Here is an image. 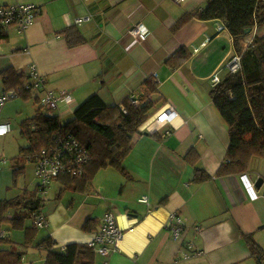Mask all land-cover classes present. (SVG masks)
Returning a JSON list of instances; mask_svg holds the SVG:
<instances>
[{
  "label": "crops",
  "instance_id": "1",
  "mask_svg": "<svg viewBox=\"0 0 264 264\" xmlns=\"http://www.w3.org/2000/svg\"><path fill=\"white\" fill-rule=\"evenodd\" d=\"M207 2L0 0V7L32 3L38 9L28 28L22 30L12 24L1 37L0 90L18 87L13 86L17 84L15 76L4 79L5 70L24 74L25 83L35 82L31 75L36 71L43 84L23 90L18 96L38 90L36 99L40 103L47 91L68 95L69 101L60 102L54 113H46L67 122L94 93L107 105H119L127 112L123 103L132 95H136L139 105L144 102L147 79L154 78L158 86V91L148 96L156 100L152 115L141 127L143 134L134 135L131 150L122 160L123 168L89 166L85 178L69 184L66 176L52 180L46 196L55 182L63 183L59 189L75 194L68 205L58 194L50 202L42 198L49 240L43 242L46 237L41 238L37 246L45 248L47 242L53 250L64 252L70 243L86 244L99 229L105 212L113 210L119 224L134 226V231L127 232L120 247L106 256L93 250V264H254L257 258L251 255L244 233L255 237L264 227V188L255 186L263 176L252 167L253 158L244 172H218L228 162L230 132L210 95L215 87L212 76L228 77L226 61L244 49L239 51L227 27L218 31L222 22L218 19L191 17L180 28H173L182 16L195 14ZM85 15L90 19L75 23L77 17ZM138 24L148 30L144 39L131 33ZM254 35L255 31L241 39V47L242 40L250 41ZM167 105L175 106L178 115L156 128L154 115ZM5 122L10 125L9 134L11 122ZM21 126L28 144L21 146L15 157L23 165L17 170L24 172L27 159L21 148L32 141ZM191 149L197 153L195 163L185 157ZM195 166L204 168L210 178L194 181ZM245 174L259 197L250 194ZM38 183L37 178L35 185L24 187L11 200L17 203L26 195V202L18 204L32 208L31 203L40 199ZM31 195L32 202L27 201ZM142 196L149 198L148 203L139 201ZM13 211L6 213L9 223L0 224V232H5L9 242L0 244L3 249L17 247L11 229H7L12 227L10 219L21 214ZM173 212L184 221L178 238L167 225ZM30 218L31 226L17 223L27 241L35 240L34 229H41Z\"/></svg>",
  "mask_w": 264,
  "mask_h": 264
},
{
  "label": "trees",
  "instance_id": "2",
  "mask_svg": "<svg viewBox=\"0 0 264 264\" xmlns=\"http://www.w3.org/2000/svg\"><path fill=\"white\" fill-rule=\"evenodd\" d=\"M9 6L12 5H4ZM191 17L221 20L234 37L239 51L242 50L240 40L251 36L255 31L252 42L243 52L242 68L234 75L223 78L210 92L212 101L226 120L230 132L228 162L218 172H244L249 168L254 155L264 157V0H208L202 10L193 15L185 14L173 28H180ZM13 76L17 79V84L13 86L24 88L27 79L24 74H18L13 69L3 72L6 81ZM145 85L148 92L143 97L144 102L134 105L131 98L126 99L123 107L127 112L119 105H107L98 93L81 103L75 109L74 117L67 122L38 110L22 123L23 133L32 143L21 148V153L30 160L28 155L46 145L54 133H72L86 147L91 159L83 176H66L67 184L77 178H85L89 166L97 168L111 165L123 168L121 163L131 150L134 135L143 134L141 127L149 120L156 103V100L148 97L150 93L158 91L154 78L147 79ZM185 157L195 163L197 153L191 149ZM209 178L210 174L204 168L195 166L194 181L202 182ZM26 197L24 195L17 203L11 199H0V224L9 220L6 210L14 203L24 204ZM32 198L33 195L27 201L32 202ZM40 204L41 200L37 198L31 203L32 208H25L27 211L21 212L18 217L13 216L10 219L12 227L18 228L17 223H24L32 216L34 209L41 207ZM244 237L251 255L260 264H264V249L255 240L254 234L244 233ZM48 240L49 236L43 242ZM4 242L9 243L5 237H0V244ZM44 245L48 250L46 264H93L94 251L87 244L70 243L64 252L53 250L52 244L47 242ZM21 260L20 251L0 248V264H20Z\"/></svg>",
  "mask_w": 264,
  "mask_h": 264
},
{
  "label": "built area",
  "instance_id": "3",
  "mask_svg": "<svg viewBox=\"0 0 264 264\" xmlns=\"http://www.w3.org/2000/svg\"><path fill=\"white\" fill-rule=\"evenodd\" d=\"M174 1L179 2L180 0ZM37 11L38 9L34 4L12 5L9 7L1 6L0 40L5 29L12 24L17 25V27L22 30L28 28V26L34 21V18L38 13ZM89 19V15L80 16L75 19V23L78 24ZM224 28H226V26L221 22L218 25V31H222ZM131 33L144 39L148 34V30L143 24H138L131 29ZM241 42L242 48L245 50L252 40H242ZM242 57L243 52L234 53L226 61L228 76L234 75L242 68ZM31 76L34 78L35 82L26 83L24 88L18 86L17 88L11 87L0 90V114L2 107L8 100L17 97L24 89H30L33 86L37 87L43 84V78L36 71H33ZM221 80L222 78L217 74L211 78L213 86L220 84ZM131 99L134 105H139V101L136 97L132 95ZM69 100V96L66 94L58 95L55 91H47V93L40 99V103L42 106H46L49 109H56L60 102ZM177 115L178 111L175 106H164L155 113L153 124L156 128L160 127L168 123ZM9 130V123L0 121V135L7 134ZM29 158L35 164V175L39 179L37 195L42 201V198L46 199L47 190L52 180L60 176H83L86 165L89 163L91 156L86 147L72 133L57 132L48 139L46 145L33 150ZM243 178L252 197H259L247 174L243 175ZM261 187L264 188V181ZM139 201L148 203L149 198L147 196H142ZM43 205L44 204L41 203V207L36 208L31 212L34 219V225L38 228L48 226L47 215L42 209ZM167 225L170 227L175 238L182 235L184 221L181 215L177 212L170 214ZM131 231H134V226L122 227L119 224L118 215L114 213L113 210H108L102 217L99 229L94 232L93 237L86 244L96 253L106 256L110 254L111 251L117 250L126 233ZM4 236L5 232H0V237ZM191 247L193 246L190 245L189 248ZM63 249L65 250V247ZM197 253L201 254L202 251L199 250Z\"/></svg>",
  "mask_w": 264,
  "mask_h": 264
},
{
  "label": "rangeland",
  "instance_id": "4",
  "mask_svg": "<svg viewBox=\"0 0 264 264\" xmlns=\"http://www.w3.org/2000/svg\"><path fill=\"white\" fill-rule=\"evenodd\" d=\"M28 4L32 3H26L25 5ZM34 6L37 7L36 5ZM38 92L40 91L33 89L31 90L32 94L28 95L27 97L17 96L15 98H12L8 100V102L4 105L2 109L1 120L4 122H11V131L6 136H0V198L10 200L15 195H17L20 190L22 191L24 187H27L29 184L33 186L37 183L34 162L30 160V162L24 160L25 170L24 172H19L18 167L21 168L20 166L23 165L16 160L15 156H18L20 154L19 150L21 146L28 144L26 138L21 134V125L23 121H25L26 118H29V116L32 117L33 115H35L37 113L36 111L38 110H41L44 114L48 112L54 113L55 111V109H49L46 106H41V104L36 99V96L39 95ZM41 96L42 92L40 97ZM29 156L30 155H28V158ZM3 158L7 159V161H4ZM252 167L255 169L256 172H259L264 177L263 156L258 154L254 155L252 159ZM61 186L64 187L62 182H55L51 189H49V193L46 196V200L50 202L55 198L57 199L56 194H58V198H60L63 203L68 205L71 202L72 197H74L75 193L67 191L68 189H59L58 187ZM57 189L62 191L56 192ZM77 200L79 201L80 199ZM12 209H14L13 212L27 211L25 210V208H21V205L14 203L6 210V213L8 211H11ZM3 223L8 224L9 220L3 221ZM32 224L33 220L31 218L25 220L24 225L31 226ZM12 228L13 227H8L7 229H11V239L17 244V247L15 249L22 253L21 264H46V256L48 250L44 247L41 248L37 246V242L41 238H45L49 235L48 229H34L33 233L36 237L35 240L27 241L26 238L23 239L22 230ZM254 238L258 242V244L263 246L262 248L264 249V227L260 228L257 234L255 233ZM253 262L254 264H257V259H254Z\"/></svg>",
  "mask_w": 264,
  "mask_h": 264
},
{
  "label": "water",
  "instance_id": "5",
  "mask_svg": "<svg viewBox=\"0 0 264 264\" xmlns=\"http://www.w3.org/2000/svg\"><path fill=\"white\" fill-rule=\"evenodd\" d=\"M263 181H264V178L259 177L258 180L255 182V186L260 188L262 186Z\"/></svg>",
  "mask_w": 264,
  "mask_h": 264
},
{
  "label": "bare ground",
  "instance_id": "6",
  "mask_svg": "<svg viewBox=\"0 0 264 264\" xmlns=\"http://www.w3.org/2000/svg\"><path fill=\"white\" fill-rule=\"evenodd\" d=\"M80 17V16H79Z\"/></svg>",
  "mask_w": 264,
  "mask_h": 264
}]
</instances>
